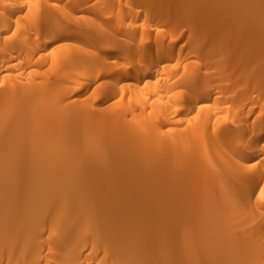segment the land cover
Here are the masks:
<instances>
[{
	"label": "bare ground",
	"instance_id": "obj_1",
	"mask_svg": "<svg viewBox=\"0 0 264 264\" xmlns=\"http://www.w3.org/2000/svg\"><path fill=\"white\" fill-rule=\"evenodd\" d=\"M223 1L0 0V264H264V41H212Z\"/></svg>",
	"mask_w": 264,
	"mask_h": 264
},
{
	"label": "rangeland",
	"instance_id": "obj_2",
	"mask_svg": "<svg viewBox=\"0 0 264 264\" xmlns=\"http://www.w3.org/2000/svg\"><path fill=\"white\" fill-rule=\"evenodd\" d=\"M225 1L226 0H224L223 1V3L226 5V3H225ZM234 3H233V2ZM227 2V5L226 6H222V4H220L221 5V7L223 8L222 10L224 11V10H226L225 11V13L226 14H224L223 15V18H219L218 20L216 19V21H217V26H218V24H219V26L218 27H216L217 28V31L215 32V30H214V33H212L213 35H212V37H214L213 38V40L212 41H218V42H221V40L222 41H224V40H226L224 37H226L229 41H230V38H228L227 36L229 35V34H232V35H230V36H234L233 35V33H235L236 34V32H242V30H243V32H246V33H244L245 34V36L248 34V41H245V40H243V41H245V42H249L250 43V40H251V38H252V40H251V44H249V46L251 47V45L253 44V43H258L259 42V44L262 42V41H264V34L262 35L261 34V28L262 27H264V1L263 0H231V2H230V0L229 1H226ZM260 2V3H259ZM263 2V5L261 4ZM195 3V2H194ZM196 3H197V1H196ZM198 3H199V1H198ZM197 3V4H198ZM243 3V4H242ZM251 3V4H250ZM259 3V4H258ZM234 4V5H233ZM254 4H255V6H254ZM199 5V4H198ZM237 5V6H236ZM190 6H192V7H195V6H197L196 4H195V6H193V4L191 5V4H189V7ZM206 6V4L204 5V7ZM219 6V5H218ZM229 6H231L232 8H230ZM202 7H203V5H202ZM201 7V8H202ZM206 7H208V5L206 6ZM206 7L205 8H202V9H205V11H206ZM228 7L230 8V11L228 10L227 11V9H228ZM242 7V8H241ZM251 7V8H250ZM254 9H253V8ZM257 7V8H256ZM258 7H259V10H258ZM262 7V8H261ZM216 8H217V6H216ZM239 8V9H238ZM219 9H220V6H219ZM232 9V10H231ZM235 9V10H234ZM257 9V10H256ZM209 10V9H208ZM207 10V11H208ZM218 10V9H217ZM247 10V12H249V15H248V13L247 12H245ZM256 10V11H255ZM213 11V10H212ZM233 11V12H232ZM234 11H236V12H234ZM253 12V13H250V12ZM255 11V12H254ZM216 12V11H215ZM215 12H212V14L213 15H211V17L213 18V17H215V15H214V13ZM218 12V11H217ZM230 12V13H229ZM232 12V13H231ZM263 14H262V13ZM210 14H211V11H210ZM228 14H230V15H228ZM234 14V15H233ZM241 14V15H240ZM243 14V15H242ZM245 14V15H244ZM208 15H209V13H208ZM225 15H227L226 17H224ZM231 15H233V17H231ZM247 15V16H246ZM246 16V17H245ZM250 17H251V19H252V21H251V19H250ZM247 18H248V20H247ZM241 19V20H240ZM249 19H250V21H249ZM190 20L191 21H193V19H192V17H190ZM247 22H246V21ZM255 20H256V22H255ZM215 21V22H216ZM249 21V22H248ZM253 21L255 22V23H253ZM242 22V23H241ZM250 22H252L253 24H255V25H252ZM245 23H247V24H245ZM249 24H251L250 26H249ZM240 25V26H239ZM202 26H198V28H201ZM243 27V28H242ZM242 30H241V29ZM239 29V30H238ZM263 29V28H262ZM236 30H238V31H236ZM236 31V32H235ZM263 31V30H262ZM264 32V31H263ZM262 32V33H263ZM218 34V35H216L217 37L218 36H220V38H217L216 36H214L215 34ZM220 34H223L222 36H223V38L221 37V35ZM243 34V33H242ZM243 34V35H244ZM241 35V34H240ZM251 38H250V37ZM193 37V36H192ZM239 37H241L242 38V36H239ZM247 37V36H246ZM233 38V37H232ZM244 38V37H243ZM249 38H250V40H249ZM189 39V37L187 36V40ZM221 39V40H220ZM233 39H235L236 40V42L238 43V41H239V38L237 39V36L236 37H234ZM233 39H232V41H233ZM242 40V39H241ZM240 40V41H241ZM236 42H230L231 44L230 45H233L234 43L236 44ZM242 42V41H241ZM245 42H243V43H240L241 45L242 44H245L244 45V47L247 45L248 46V44L247 43H245ZM222 43V42H221ZM223 43H225V42H223ZM238 43V44H239ZM263 43V42H262ZM238 44H236V46L238 45ZM223 45V44H222ZM229 45V44H228ZM227 45V46H228ZM257 45V44H256ZM224 46H225V44H224ZM235 46V49H234V47H232V46H228L227 47V49H231L232 50V48H233V54H234V51H235V53L237 52V51H239V49L237 50V47ZM240 46V45H239ZM238 46V47H239ZM255 46V45H254ZM226 47V46H225ZM230 47V48H229ZM243 46L241 47L240 46V49H242V48H244ZM253 47V46H252ZM251 47V48H252ZM251 48H250V50H251ZM224 50L225 51V49L222 47L220 50ZM229 50H227V51H229ZM237 50V51H236ZM244 50V52H246L245 50H247L246 49V47L243 49ZM243 50H241V54L243 53L242 51ZM250 50H249V52H250ZM223 51V52H224ZM227 51H225L226 53H225V59H224V61L225 60H227V54H229V53H231V52H229V53H227ZM240 52V51H239ZM239 52H237L238 53V55H237V57L240 55V53ZM248 52V53H249ZM236 53V54H237ZM247 53V52H246ZM235 54V55H236ZM194 55V54H193ZM192 55V56H193ZM234 55V56H235ZM263 55V54H262ZM232 56V54L230 55L229 54V56L228 57H231ZM242 56H243V54H242ZM264 56V55H263ZM262 56V57H263ZM194 57H196V58H194ZM233 57V56H232ZM192 59H197L198 57L195 55V56H193V57H191ZM190 58V59H191ZM235 59V58H234ZM241 59V57L239 56V58L237 59L238 60V62H239V60ZM263 59V58H262ZM261 59V60H262ZM236 60V59H235ZM223 61V60H222ZM223 61V62H224ZM263 62H264V60H262ZM256 65V64H255ZM261 65H263V64H261ZM261 65H259V66H261ZM255 68H256V66H255ZM264 68V65H263V67H262V69ZM260 69H261V67H260ZM167 249H169V247L167 248ZM163 251H165V250H163Z\"/></svg>",
	"mask_w": 264,
	"mask_h": 264
}]
</instances>
